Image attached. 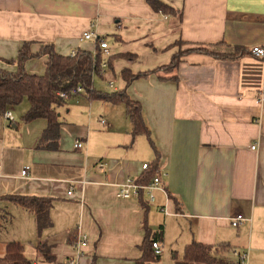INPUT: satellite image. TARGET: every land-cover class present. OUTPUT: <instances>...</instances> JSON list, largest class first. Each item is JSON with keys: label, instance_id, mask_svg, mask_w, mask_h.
I'll return each instance as SVG.
<instances>
[{"label": "crops", "instance_id": "crops-1", "mask_svg": "<svg viewBox=\"0 0 264 264\" xmlns=\"http://www.w3.org/2000/svg\"><path fill=\"white\" fill-rule=\"evenodd\" d=\"M155 1L171 11L148 0H0V71L17 72L26 43L34 55L45 46L64 57L98 55L106 67L93 76L94 90L138 103L146 128L133 136L123 103L84 90L56 109V151L36 148L47 124L22 122L28 104L7 110L13 123L0 115V213L18 229L9 239L0 230V259L18 242L33 264H135L144 237L156 234L157 264H176L192 242L230 248L225 264H241L242 253L245 264H264V62L249 53L264 46V0ZM87 32L94 37L82 39ZM178 56L168 72L176 81L160 79ZM46 62L30 59L24 71L42 76ZM154 70L130 83L122 77ZM143 164L166 173L164 192L118 199L126 179H144ZM7 196L46 200L49 225L38 233L33 213ZM79 235L89 242L81 257Z\"/></svg>", "mask_w": 264, "mask_h": 264}, {"label": "trees", "instance_id": "trees-1", "mask_svg": "<svg viewBox=\"0 0 264 264\" xmlns=\"http://www.w3.org/2000/svg\"><path fill=\"white\" fill-rule=\"evenodd\" d=\"M150 7L156 11H171L166 6L155 0H148ZM98 41V40H97ZM99 48V41H98ZM99 51V49H98ZM181 55V53H180ZM46 57L45 72L42 76L28 75L24 71L26 61L33 58ZM223 59H235L236 57H221ZM179 56L163 68L164 74L173 71L176 68ZM18 70L16 73H7L0 71V115H3L8 109L19 106L23 101L28 104V109L22 115L23 123H30L38 119L46 121V128L36 144L40 150L56 151L59 144L60 122L56 109L65 104L58 94L67 93L75 88H82L84 92L92 99L111 101L113 103H123L126 108V114L132 124V135L145 133V126L142 119L141 107L138 103L130 101L122 92L112 95L101 94L94 90L92 78L99 72L102 60L97 55L93 57L85 51L76 52L74 57H64L56 54L54 50L45 46L38 54H32L29 49V43H26L18 52L16 59ZM159 70L132 75L123 71L122 77L130 83L136 79L146 78L156 74ZM160 79L176 81V77L169 75V78ZM146 173L142 181H137L141 186L148 185L157 175L156 168L148 165L144 170ZM141 192L138 196H140ZM7 202L18 205L35 216L38 233L43 231L49 225L48 205L46 200L40 198H27L18 196L4 197ZM6 213H0V230L6 218ZM156 234L146 235L140 246L142 252L141 258L135 264H157L159 256L154 254L152 248L153 242H158ZM37 251L43 254V260L53 261L54 258L49 255V248L40 244L36 246ZM231 249L218 245L207 246L192 242L184 248L180 260L174 257L176 264H225L227 261L223 258L224 253H230ZM0 264H33L23 256V246L18 242H10L6 245L5 256L0 259Z\"/></svg>", "mask_w": 264, "mask_h": 264}, {"label": "built area", "instance_id": "built-area-1", "mask_svg": "<svg viewBox=\"0 0 264 264\" xmlns=\"http://www.w3.org/2000/svg\"><path fill=\"white\" fill-rule=\"evenodd\" d=\"M94 36H92V34H90L89 32L84 33L82 39L84 40H89L92 39ZM99 49L101 50V53L104 56H107L109 54V49L107 47V44L105 42L99 41ZM250 55L256 59L261 60L262 62H264V46L263 47H253L250 50ZM76 55V52H71L70 53V57H74ZM106 67V63L102 62L101 63V68H105ZM83 89L78 87L75 89H72L69 94L67 93H60L58 94V96L63 99V100H67L70 96H74L77 95L79 93H82ZM259 101H261V99H259ZM3 117L9 121L10 123H13V116L10 113V111H6L3 114ZM101 123H104V121H102ZM81 147V143L80 142H76L74 144V148H79ZM252 149H254V147L252 146ZM148 165L147 164H143L142 165V170L147 169ZM28 168H24L22 170V175H25L27 172ZM166 177V173L162 172L157 174L152 181L146 185V186H141L139 185L137 182H135L133 179H126L125 182L118 188L117 193H116V197L118 199H122V200H128L131 199L132 197H137L139 195L140 192L142 191H146L147 194L149 195V199L150 201H153V196L151 195V192L153 190H159V191H163L164 192V186L162 184L161 179ZM164 213L167 214V212L165 210H163ZM242 217L241 216H237L235 217L232 222L231 225L233 227H236L241 221H242ZM89 242L87 239L86 235H79L78 239L76 240L75 244H74V250L76 252V256L77 257H81L84 256L86 249L88 248ZM152 248L154 250V254L156 256H160L162 253V248L161 245H159L157 242H153L152 244ZM238 261L241 264H245L247 262L248 256L245 253L242 254H238L237 255Z\"/></svg>", "mask_w": 264, "mask_h": 264}, {"label": "rangeland", "instance_id": "rangeland-1", "mask_svg": "<svg viewBox=\"0 0 264 264\" xmlns=\"http://www.w3.org/2000/svg\"><path fill=\"white\" fill-rule=\"evenodd\" d=\"M96 88H97V86H96ZM103 89L110 91V89H108L107 86L104 87ZM17 108L18 109H15V114H16V111L20 113V111L22 109L27 108V102L23 101V103H21V105L19 107H17ZM19 115H21V114H19ZM1 229L4 230L5 236H3V237H7V239H9L8 237H10V236H12V235H14L16 233L15 230L16 231L18 230V229H15L12 217H9V216H6L4 222H3L2 226H1Z\"/></svg>", "mask_w": 264, "mask_h": 264}, {"label": "bare ground", "instance_id": "bare-ground-1", "mask_svg": "<svg viewBox=\"0 0 264 264\" xmlns=\"http://www.w3.org/2000/svg\"><path fill=\"white\" fill-rule=\"evenodd\" d=\"M258 47V46H257Z\"/></svg>", "mask_w": 264, "mask_h": 264}]
</instances>
